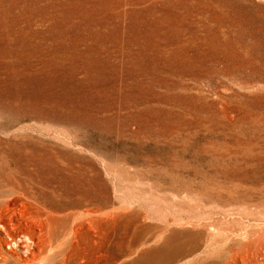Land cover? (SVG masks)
<instances>
[{
    "label": "rangeland",
    "instance_id": "rangeland-1",
    "mask_svg": "<svg viewBox=\"0 0 264 264\" xmlns=\"http://www.w3.org/2000/svg\"><path fill=\"white\" fill-rule=\"evenodd\" d=\"M0 183L106 194L69 264L221 259L264 217V0H0Z\"/></svg>",
    "mask_w": 264,
    "mask_h": 264
},
{
    "label": "bare ground",
    "instance_id": "bare-ground-1",
    "mask_svg": "<svg viewBox=\"0 0 264 264\" xmlns=\"http://www.w3.org/2000/svg\"><path fill=\"white\" fill-rule=\"evenodd\" d=\"M108 203L105 194L102 210L92 206L81 211L79 207L88 203L80 199L65 206L49 204L46 192L41 189L12 183H7L4 189L0 183V264H69L87 230L94 225L97 228L98 217L109 219ZM240 229L236 234L239 242L228 245L232 237L227 236L222 244H227L226 247L215 255L221 259L200 262L195 257L189 258L188 263L231 264L241 258L243 264L244 260L264 264V217L249 218ZM91 235L89 238L96 243ZM80 263L81 257L76 258L75 264Z\"/></svg>",
    "mask_w": 264,
    "mask_h": 264
}]
</instances>
